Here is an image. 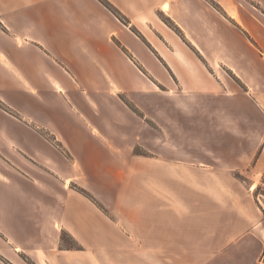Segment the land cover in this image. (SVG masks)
<instances>
[{
  "label": "crops",
  "instance_id": "1",
  "mask_svg": "<svg viewBox=\"0 0 264 264\" xmlns=\"http://www.w3.org/2000/svg\"><path fill=\"white\" fill-rule=\"evenodd\" d=\"M107 1L123 20L99 0H0V20L15 42L9 70L57 72L69 90L51 77L53 88L94 93L88 106L100 127L82 137L70 109L50 103L41 121L26 115L35 127L13 120L10 137L0 114V135L25 162L7 157L20 177L0 192L7 246L44 264H96L105 250L121 264H264V195L256 193L264 189V0ZM23 50L41 65L18 62ZM166 124L201 140L195 167L206 178L194 179L189 160L158 162ZM136 143L152 156L133 154ZM113 156L122 168L114 190L103 181ZM141 171L156 177L134 179ZM227 172L250 179L227 181ZM236 184L251 197L220 194ZM62 233L80 248H59Z\"/></svg>",
  "mask_w": 264,
  "mask_h": 264
},
{
  "label": "rangeland",
  "instance_id": "2",
  "mask_svg": "<svg viewBox=\"0 0 264 264\" xmlns=\"http://www.w3.org/2000/svg\"><path fill=\"white\" fill-rule=\"evenodd\" d=\"M8 34H9V29L0 20V114L2 116V120H1L2 128L3 129L6 128L8 134H10V137H13L14 133L13 131H11V128L14 127L13 120L18 119L19 121H22L28 126L31 125L35 127L36 124L31 122L32 119L28 121V119H26L28 118L26 117V115H30L35 120L41 121V119L44 117L42 113L43 108L47 104L51 103L53 106L59 107V109L64 110L65 108L64 105L67 108H69L70 116L76 117L79 121L82 137L86 134L90 138L91 136L88 133V131H90V127L97 126L98 128H100L95 119V113H93V109L90 106H88L90 103L89 95L92 94L94 96V93L82 92V91L77 92V89L79 90L77 86H75L76 87L75 90H71L74 92H68V91L64 92L61 91L60 89L53 88L52 86H50V81H52L51 77L55 81L59 82L60 85L64 87V89L69 90L65 82L60 78L61 75L57 72H54L55 74H53L49 78V76L44 75V72L43 71L40 72V70H35V72L30 71L29 73H25V70L21 69L20 70L21 74L20 72H16L15 70L12 71L9 70L8 60L6 59L8 57L7 51L9 46L15 42L8 36ZM17 45L25 49L27 43H25L22 40L19 41ZM21 55L22 57L16 58L20 63H23V61L26 60L27 62L31 61V64L35 65L36 67L38 64H40V61L37 60V58L32 53H27V50H23V52L21 51ZM71 79L72 78L70 77V80L67 81V83L69 85H75L76 81H72ZM118 98L122 102L126 103L125 95L118 94ZM96 99L99 101V97ZM101 105H103V103ZM73 106H75L77 110H75ZM101 111L103 112V114L104 113L106 114L108 112L104 108ZM167 115H169L168 111L166 112V116ZM93 118L95 119V121H93ZM183 130H184V125L182 124L179 125L166 124L164 130H162L161 132V137L159 138V140H156L157 143L160 145V147H158L159 155H156V158L159 159L158 162L162 164L172 163V160H181V161L185 159L189 160V162L193 163L194 179L206 178V176H204V174L200 171V168L195 167L196 165H200L199 163L201 162V153L203 151L201 148V140H189L185 138V134L183 133ZM42 133L46 135L47 131L43 130ZM47 138L49 139L50 137ZM136 148H138L140 152H143L145 154L143 155L135 152L134 149ZM186 149H191L193 154L184 156ZM133 154L143 157L152 156V155H148L150 153H148V151H146L139 143H136L134 145ZM7 157H13L18 163H21L22 165H24L25 163L23 157L17 155V153L14 150V147L11 144L10 145L7 144L5 141V137L1 134L0 135V192L2 193V196L4 195L3 192L9 191L11 189L12 183L14 184L16 182L15 177H19L17 176L18 174L12 169L13 168L12 166L14 164H11L10 161L7 159ZM112 159H113L112 162L113 173L110 176L107 175V177L103 178V181L104 183L105 181H108L107 186H110L114 190V186L116 185L115 184L116 179H114L113 174L114 173L116 174L122 168L120 163V156L119 157L113 156ZM159 171H157L156 174ZM165 175L167 177H164ZM168 175H169L168 169L164 170L162 168L160 173L162 181L168 180ZM154 176L152 175L151 171H148V173L141 171L139 174L134 176V179H137L141 182L149 183L153 180V178L156 177ZM209 178L213 179L215 177L212 176V174H210ZM222 178L226 179L227 181L233 180L236 183L239 182V180H241L242 181L241 183H243V180L250 179L247 176H244V174H241L240 172H235V173L227 172L225 173V175H223ZM95 182H96V188H98V190L104 189L99 186V180ZM109 182L112 185H110ZM164 184L166 185H163L161 187V190L164 191L165 194H167L169 192V188L167 182H164ZM220 190L222 191V193L219 192L221 195L236 194V195H250L251 197V194L249 193V189L246 185L245 187H239L236 184L235 187H226V188L224 187V188H220ZM263 190H264L263 188L261 189L258 188L256 190L257 195L259 192L264 193ZM88 193L92 195L90 192ZM108 194H110L109 191ZM97 206L101 207L102 205L98 203ZM258 206L261 207V204L259 202H258ZM231 207L232 205L226 204V211H230ZM149 209L150 208L148 206L147 210ZM2 213H3V208L0 209V216H2ZM62 234L61 236H63V240H60L59 248L67 249L68 247H70L71 249L73 248V246H76V243L71 239L70 236H68L66 233H64L63 235ZM168 255L172 256V253H168ZM149 260L150 261L153 260V264L154 263L156 264V262L158 261L154 258L153 259L150 258ZM109 262L121 264L119 254L113 253L112 250H105L102 251V253L98 254L96 264H108ZM165 262L166 261L163 260V258H161L160 264H166ZM127 263L140 264L139 261H134V259H130L129 261H127ZM0 264H44V261L43 259L38 261L33 259L30 256V254H28L26 251L10 250L9 247L7 246V243L5 242L3 235L0 232ZM148 264H152V263L149 262Z\"/></svg>",
  "mask_w": 264,
  "mask_h": 264
},
{
  "label": "trees",
  "instance_id": "3",
  "mask_svg": "<svg viewBox=\"0 0 264 264\" xmlns=\"http://www.w3.org/2000/svg\"><path fill=\"white\" fill-rule=\"evenodd\" d=\"M106 8H108L111 12H113L120 20H123V17L120 15V13L117 11V9H115V7L110 3L108 2L107 0H99ZM166 22H169L167 19H166ZM126 104L134 111L136 112L138 115H142V113H140V111H138V109L136 107H134L128 100H125ZM135 152L139 153V154H145L143 152H140V150L138 148L134 149ZM78 191L88 197L92 202H94L96 205H98V202L94 199V197L92 195H90L85 189L83 188H78ZM100 209L104 210V207L103 206H98ZM64 234V233H63ZM62 234V235H63ZM60 240H63V236H60ZM76 243V242H75ZM73 248H80L78 246V244L76 243V246H73ZM67 249H70V247H68Z\"/></svg>",
  "mask_w": 264,
  "mask_h": 264
},
{
  "label": "bare ground",
  "instance_id": "4",
  "mask_svg": "<svg viewBox=\"0 0 264 264\" xmlns=\"http://www.w3.org/2000/svg\"><path fill=\"white\" fill-rule=\"evenodd\" d=\"M16 250H19V248H17Z\"/></svg>",
  "mask_w": 264,
  "mask_h": 264
},
{
  "label": "built area",
  "instance_id": "5",
  "mask_svg": "<svg viewBox=\"0 0 264 264\" xmlns=\"http://www.w3.org/2000/svg\"><path fill=\"white\" fill-rule=\"evenodd\" d=\"M264 191V190H263ZM262 195H264V193H262Z\"/></svg>",
  "mask_w": 264,
  "mask_h": 264
}]
</instances>
